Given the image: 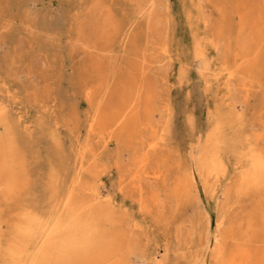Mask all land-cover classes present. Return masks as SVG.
Returning <instances> with one entry per match:
<instances>
[{"label": "rangeland", "instance_id": "obj_1", "mask_svg": "<svg viewBox=\"0 0 264 264\" xmlns=\"http://www.w3.org/2000/svg\"><path fill=\"white\" fill-rule=\"evenodd\" d=\"M263 157L264 0H0V264H264Z\"/></svg>", "mask_w": 264, "mask_h": 264}, {"label": "bare ground", "instance_id": "obj_2", "mask_svg": "<svg viewBox=\"0 0 264 264\" xmlns=\"http://www.w3.org/2000/svg\"><path fill=\"white\" fill-rule=\"evenodd\" d=\"M139 103V102H138ZM126 113V112H125ZM124 119V118H123ZM115 123V122H114ZM160 140V139H159ZM193 153H194V148H193ZM194 155V154H192ZM5 161V160H4ZM263 161V162H262ZM261 164V165H259ZM256 167L253 168L252 172H250L248 181L250 183H254V184H259L260 181L262 179H264V157L262 158L261 162L259 163ZM23 169V168H22ZM12 171V170H11ZM251 171V170H250ZM10 172V171H9ZM10 174H8L9 176ZM14 175V174H13ZM12 176V174H11ZM17 176H12L11 177V183L10 185L16 184L18 182ZM8 181V180H7ZM6 182V181H5ZM74 183V182H73ZM262 183V182H261ZM9 186V185H8ZM258 186V185H257ZM14 188V187H13ZM86 204V203H85ZM88 204V203H87ZM44 234V233H43ZM66 236V235H65ZM68 236V235H67ZM63 239V238H62ZM77 243V241H76ZM113 240H110L109 242H107L106 245H103L102 248L100 249L99 255L93 257V254L91 255L88 254V258H90V263L89 264H104L105 263V256L109 253V252H113L114 249L113 247H116L117 245H114ZM52 244V243H51ZM75 244V243H74ZM78 244V243H77ZM42 245V244H41ZM106 254V255H105ZM247 259V258H246ZM251 259V258H250Z\"/></svg>", "mask_w": 264, "mask_h": 264}]
</instances>
